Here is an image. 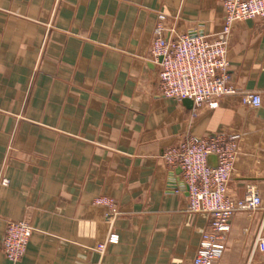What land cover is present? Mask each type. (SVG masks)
<instances>
[{"label": "crops", "instance_id": "crops-1", "mask_svg": "<svg viewBox=\"0 0 264 264\" xmlns=\"http://www.w3.org/2000/svg\"><path fill=\"white\" fill-rule=\"evenodd\" d=\"M159 13L199 36L224 18L222 0H0V242L6 221L33 228L16 264H192L209 216L187 212L162 154L232 132L243 142L228 194L242 199L254 185L262 207L231 218L216 264H264V18L234 24L237 95L210 109L159 94ZM244 93L261 106L243 105ZM98 197L115 202L116 217ZM110 233L117 241L99 252ZM0 264H12L1 245Z\"/></svg>", "mask_w": 264, "mask_h": 264}, {"label": "built area", "instance_id": "built-area-1", "mask_svg": "<svg viewBox=\"0 0 264 264\" xmlns=\"http://www.w3.org/2000/svg\"><path fill=\"white\" fill-rule=\"evenodd\" d=\"M223 23L212 35H189L179 25H168L165 14L159 13L153 32L151 56L159 64L158 91L164 98L182 101L190 99L195 108L214 109L222 98L237 95L230 83L228 69L229 37L234 24L264 18V0H222ZM241 103L252 109L261 106L256 93L241 94ZM243 138L239 133H219L212 137H186L165 148L162 160L170 169L180 170L176 194H187V212L207 214L209 227L200 236L192 264H216L223 256L231 218L241 212L254 213L261 209L262 200L254 185H247L242 199L228 194V184L242 152ZM209 156L216 165L209 164ZM2 186L9 184L1 180ZM113 219L117 216L115 202L107 197L95 199ZM33 228L26 221H6L1 237V250L12 264L25 255ZM117 236L110 233L97 246L104 252ZM264 252V238H259Z\"/></svg>", "mask_w": 264, "mask_h": 264}, {"label": "water", "instance_id": "water-1", "mask_svg": "<svg viewBox=\"0 0 264 264\" xmlns=\"http://www.w3.org/2000/svg\"><path fill=\"white\" fill-rule=\"evenodd\" d=\"M182 102L184 103V104H186V106L187 107H192V105H193V102L190 100V99H184V100H182ZM208 162H209V164L211 165V166H215L216 165V158L214 157V156H209V158H208ZM175 174H180V170L179 169H177L176 171H175ZM172 185H173V182L171 183Z\"/></svg>", "mask_w": 264, "mask_h": 264}]
</instances>
